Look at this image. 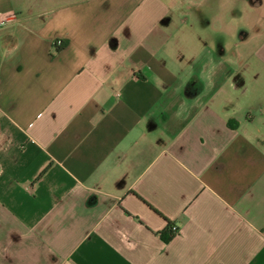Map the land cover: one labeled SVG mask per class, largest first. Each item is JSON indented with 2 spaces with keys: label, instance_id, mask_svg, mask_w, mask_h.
Masks as SVG:
<instances>
[{
  "label": "crops",
  "instance_id": "crops-1",
  "mask_svg": "<svg viewBox=\"0 0 264 264\" xmlns=\"http://www.w3.org/2000/svg\"><path fill=\"white\" fill-rule=\"evenodd\" d=\"M239 1L0 0V264H264V0Z\"/></svg>",
  "mask_w": 264,
  "mask_h": 264
},
{
  "label": "built area",
  "instance_id": "built-area-1",
  "mask_svg": "<svg viewBox=\"0 0 264 264\" xmlns=\"http://www.w3.org/2000/svg\"><path fill=\"white\" fill-rule=\"evenodd\" d=\"M6 23V20L4 18H0V28L3 27ZM53 46L55 48H61L63 46L62 40L61 39H57L53 42ZM169 235L170 237H174L178 234L179 229L175 224H171V226L169 227Z\"/></svg>",
  "mask_w": 264,
  "mask_h": 264
},
{
  "label": "rangeland",
  "instance_id": "rangeland-1",
  "mask_svg": "<svg viewBox=\"0 0 264 264\" xmlns=\"http://www.w3.org/2000/svg\"><path fill=\"white\" fill-rule=\"evenodd\" d=\"M235 8L236 9H241L242 8L241 1L237 0V2L235 4Z\"/></svg>",
  "mask_w": 264,
  "mask_h": 264
},
{
  "label": "trees",
  "instance_id": "trees-1",
  "mask_svg": "<svg viewBox=\"0 0 264 264\" xmlns=\"http://www.w3.org/2000/svg\"><path fill=\"white\" fill-rule=\"evenodd\" d=\"M171 226V224H169L168 225V229L167 230H169V227ZM168 233H169V231H168ZM165 241H170L171 239H172V237H170V235L169 236H167L166 238H163Z\"/></svg>",
  "mask_w": 264,
  "mask_h": 264
}]
</instances>
